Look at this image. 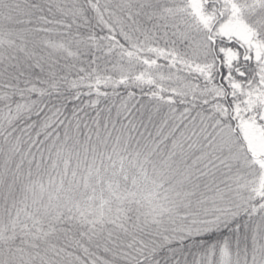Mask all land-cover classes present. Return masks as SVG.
<instances>
[{"label": "snow or ice", "instance_id": "1", "mask_svg": "<svg viewBox=\"0 0 264 264\" xmlns=\"http://www.w3.org/2000/svg\"><path fill=\"white\" fill-rule=\"evenodd\" d=\"M0 264H264V0H0Z\"/></svg>", "mask_w": 264, "mask_h": 264}]
</instances>
